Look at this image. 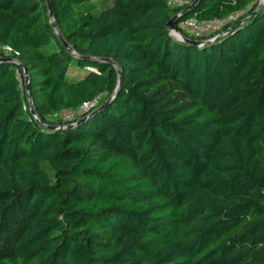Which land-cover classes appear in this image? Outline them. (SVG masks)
<instances>
[{
	"label": "trees",
	"instance_id": "obj_1",
	"mask_svg": "<svg viewBox=\"0 0 264 264\" xmlns=\"http://www.w3.org/2000/svg\"><path fill=\"white\" fill-rule=\"evenodd\" d=\"M91 1L0 0V264H264V3Z\"/></svg>",
	"mask_w": 264,
	"mask_h": 264
},
{
	"label": "water",
	"instance_id": "obj_2",
	"mask_svg": "<svg viewBox=\"0 0 264 264\" xmlns=\"http://www.w3.org/2000/svg\"><path fill=\"white\" fill-rule=\"evenodd\" d=\"M46 1V5H47V9H48V15H49V21L51 23V25L53 26L55 33L57 34L59 40L62 42L63 46L65 48H67L68 50L70 49V45L66 42V40L63 38L60 30L58 29L56 23L54 22V17H53V10H52V5L50 0H45ZM198 0H194L192 3H190L185 9L190 8L192 5H194ZM264 3V0H259L257 6L255 7V9L248 14L247 16H245L244 18H242L241 20L237 21L236 23H234L232 26H230L229 28H227L226 30H224L223 32H221L219 35L224 34L228 31H230L231 29H234L236 27H238L239 25H241L243 22L247 21L248 19H250L251 17H253L262 7ZM180 15V12L174 14L168 21L167 25L169 27V35L176 38L179 41L182 42H187V43H191L192 45L195 46H202L205 43H208L212 40H214L217 37H213V38H209V39H205V40H201V39H194V38H188L185 35H183L180 30L177 28V22H178V17ZM73 54H75V52L71 51ZM4 60H10L12 62H15L17 64H19V62L15 59V58H11V57H7V58H3ZM103 60H107L109 62V59H103ZM1 61V59H0ZM113 65L116 67L117 69V74H118V85L120 84L121 81V71L120 69L117 67L116 63H113ZM21 66V70H22V74H23V79H24V86H25V97H26V101L29 107V112L32 115V117L34 118V120L36 121V123L39 126L42 127H48V128H55V126L53 125H49L46 124L37 114L35 108H34V104H33V100H32V96H31V89H30V83H29V79L27 76V70L25 68V66ZM112 98V95L110 97H108L98 108H96L95 110H93L92 113H94L95 111H98L99 109L103 108L108 102L109 100Z\"/></svg>",
	"mask_w": 264,
	"mask_h": 264
},
{
	"label": "built area",
	"instance_id": "obj_3",
	"mask_svg": "<svg viewBox=\"0 0 264 264\" xmlns=\"http://www.w3.org/2000/svg\"><path fill=\"white\" fill-rule=\"evenodd\" d=\"M183 2H185V0H168V3L171 6H177ZM237 16V14H231L223 19L215 18L212 20H199L197 17L193 16L179 21L177 23V28L193 35L195 39L205 40L212 34H214L213 37L218 36L219 31H221L228 23L234 21ZM3 48L6 51H11V48L8 46H3ZM93 102H83L76 111H72V117L74 118L75 114H80L81 112L83 113L86 111L90 106H92Z\"/></svg>",
	"mask_w": 264,
	"mask_h": 264
},
{
	"label": "rangeland",
	"instance_id": "obj_4",
	"mask_svg": "<svg viewBox=\"0 0 264 264\" xmlns=\"http://www.w3.org/2000/svg\"><path fill=\"white\" fill-rule=\"evenodd\" d=\"M110 2H111V0H92L91 1V3L95 4L97 7L108 4ZM0 52L7 54V51L3 48V46H0ZM105 100H106L105 95L99 96L94 100L92 105H99V104L103 103ZM71 113H72V111H69V110L60 112L58 114L57 120H60L62 122L70 121L73 119V117H72L73 115Z\"/></svg>",
	"mask_w": 264,
	"mask_h": 264
}]
</instances>
